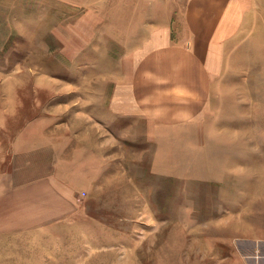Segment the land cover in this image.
I'll list each match as a JSON object with an SVG mask.
<instances>
[{
  "label": "rangeland",
  "instance_id": "rangeland-1",
  "mask_svg": "<svg viewBox=\"0 0 264 264\" xmlns=\"http://www.w3.org/2000/svg\"><path fill=\"white\" fill-rule=\"evenodd\" d=\"M187 1L0 0V264H243L240 223L264 217V0H232V35L207 52L219 55L207 97L172 108L169 138L113 131L100 151L71 107L90 86L129 82L165 16L188 47ZM43 130L59 137L53 153L18 139ZM72 170L74 214L41 222L44 209L15 198Z\"/></svg>",
  "mask_w": 264,
  "mask_h": 264
},
{
  "label": "crops",
  "instance_id": "crops-1",
  "mask_svg": "<svg viewBox=\"0 0 264 264\" xmlns=\"http://www.w3.org/2000/svg\"><path fill=\"white\" fill-rule=\"evenodd\" d=\"M233 12L235 9L232 0H188L182 12L187 27V36L182 42L188 44V47L173 45L170 31L166 30V27L171 26L170 17L165 16L163 23L155 27L158 31L151 38L148 37L146 52L137 60L134 75L129 74V82L116 83L110 94L108 85L101 83L98 87L90 86L86 88L83 100L72 101L71 107L84 108L82 115L87 128L84 131L86 138L99 139L100 151L104 147L108 148L114 138L113 131H121V137L125 139L135 137L131 133L136 129H139V135L144 139L169 138V135L161 133L168 132L171 128L173 107L192 106L195 109L203 105L210 89L209 76L217 72L214 65L219 60V55H209L207 52L210 48H219L215 42L228 41L231 37ZM72 87L71 91L74 89ZM74 96L72 94L71 97ZM55 132L23 131L18 139H41L42 142L37 143L39 150L45 148L53 153L59 146V137ZM76 138L79 136L71 130V146L75 145L73 139ZM92 145L90 143L88 148L93 149ZM86 168L87 166L84 169ZM160 170H171V164H164ZM159 175L170 176L166 173ZM75 177L73 170L68 180L63 179V174L51 173L35 182L34 186L17 188L16 192L21 197L15 198L20 204L29 198L34 206L44 209L40 216L41 222L60 218L62 210L67 209L65 205L68 204H71V213L74 214L77 194L80 192V185ZM84 179L87 182L82 184V191L89 192L92 176L89 174ZM255 183L256 186L264 187L263 179ZM24 190L35 195L23 197L21 192ZM262 193L264 197V190ZM262 219L258 218L254 225L243 221L240 223L239 252L243 264H264V217Z\"/></svg>",
  "mask_w": 264,
  "mask_h": 264
}]
</instances>
